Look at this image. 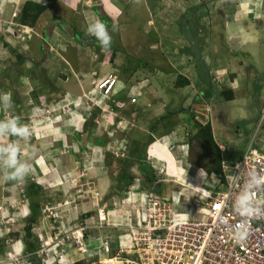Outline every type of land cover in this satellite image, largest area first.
<instances>
[{"label":"rangeland","instance_id":"374dc122","mask_svg":"<svg viewBox=\"0 0 264 264\" xmlns=\"http://www.w3.org/2000/svg\"><path fill=\"white\" fill-rule=\"evenodd\" d=\"M86 1L89 0H85V3L82 0L79 2L77 11H84V14H87L88 5ZM0 3L6 4V8L11 12L10 15H17L13 20L14 25H12V22L9 23L13 29L14 34L12 37H14V40H10L8 43L2 40L4 35H1V33H4V26L3 22L0 21V50L2 51L3 47H6L16 57L18 52H21V47L24 45V48L27 45L28 51L32 52L33 43L36 40V47H38V41L44 32V28L47 26L46 30H51L50 26L45 24L51 19V10H44L45 6L42 5H39L42 8L41 11L36 10L32 4H41L37 3L36 0H0ZM94 4L102 6L103 2L102 0H90L89 7ZM106 5V16L110 17L112 21L110 29L113 24L118 25L117 30L111 33L113 39L110 49L101 48L96 41L95 44H92L91 41L86 43V40L79 38L78 32L74 29L75 40L73 38V41L69 42V45L63 49L54 47L55 59H53V62L48 63L50 68H54V73H52V77H49L51 81L48 83L51 89L60 90L59 86H63L68 79L67 77L74 74L73 77H77V80L80 77L84 78V85L90 88V84L87 82L88 76H91L89 72L99 65L98 62L102 61L100 66L101 69H104V72L98 76H91L89 80L93 77L103 78L107 75L105 73L107 67H111L133 74L132 79H134V82L139 81L148 84V81L153 78L148 86L151 87L153 83L154 86L162 87L165 96L169 97V99H166L168 108L174 106L170 101L171 99H176L177 102L182 101L184 106H175L174 109L177 108L178 110L179 108L178 112L180 110V112H184V109L185 115L177 116L173 114V117L170 118L177 122L171 120L174 124L169 123V117L166 118V123L161 124V131L171 125L173 129H178L179 135H181L183 141H186L184 149L187 151V160L199 166V174L201 175H195V178L193 177L194 181H192L188 176L180 179L175 178V176L158 174L157 178L162 180H157V182L162 184L161 193L165 190H171V196L175 197L179 194V196L182 195L181 198H186L183 203H177L180 204L178 211H190L192 205L194 206L195 189L206 188L212 177L210 173L218 172V165L214 164L219 156L217 142L226 143L224 144L227 146L225 158L232 156L234 159H238L251 140L253 142L258 140L257 142L261 144L264 139L259 137L264 133V90L262 95L259 96L260 90L253 86L255 82L260 80H263L262 84H264V0H108ZM54 6L55 4L52 2L51 8L53 9ZM40 12L42 13L40 14ZM72 15L74 17V14ZM98 15L104 19V15L98 13L97 18ZM7 19L9 18L6 17ZM19 21L25 24L23 28L19 25L21 24ZM69 21L72 22V19ZM102 21L104 22V20ZM81 23H84L83 19H81ZM25 29L32 32L30 34L28 32L22 33L21 30ZM68 34L67 36H70ZM49 36H51V31ZM29 40L32 44L28 43ZM59 55L69 63L70 71L67 70V68H70L66 66L67 63L62 61L64 59H59ZM4 66L6 67L8 64H4ZM12 69L11 67L9 71H12V73L9 75L5 74L3 67L0 69V93L4 91L10 93L12 99H14L13 102L18 100L21 104V96L24 95L17 90L20 86L16 85V73L20 70L13 71ZM83 72L87 74L81 75ZM235 72L244 74L243 76L240 75L242 86L249 85V87H240L239 81L235 83L237 85L235 86L233 83L235 80L232 79L236 75ZM23 76L27 77L24 78L25 82L29 83L32 80L31 74L30 76ZM42 76H39L41 78L40 83H46L48 77L43 78ZM179 76L184 80H188L185 85L177 82ZM5 77L8 82L5 81ZM75 80V78H72L69 83L73 85ZM62 81L64 82L62 83ZM190 81L193 83V87L190 85ZM232 83L234 87L230 88ZM2 84L8 86L2 88ZM154 86L151 87V93H144L145 98L143 99H147L146 102L141 101L145 102L144 106L136 103L133 107V109L135 107L137 110L140 109L138 111L141 112L138 116L143 113L152 116L153 113L147 110L153 111L154 106L158 108L159 104L161 105L160 100L164 96H160L161 90ZM92 89L80 94L77 98L74 97L73 101L70 102L62 100V94L56 92L55 99L61 100L56 102L54 106L50 105V107H43L42 109L41 107H35L33 110L32 108L27 109L28 114L24 106L17 107L19 105L17 102L13 104L11 111H15L17 116L22 115L21 123L29 126L31 137L25 140L6 135L0 137V143H18L21 149V157L24 158L27 154L31 171L23 184L17 181L0 183V250L2 246L4 248L5 245L16 239L14 237L16 233L17 236H21V239L25 238L26 240V237L28 238L24 243L26 252L28 247L29 251L36 249L38 255H33V257L35 260H40L42 264H56V258L66 260L67 264H93V261H101L95 264H105L110 259L113 263L116 262L114 257L120 248H127L134 242L139 244L143 242V238H146L142 234L147 232V228H137L135 225L136 222L140 223L142 221L144 215L146 205H143V198L146 196L147 199L154 193L143 188L142 181L145 175L139 172L140 163L127 159L125 161L126 167L121 164L123 168L121 170L120 167H117L118 164L113 158H105L104 155H100L98 161L96 154L91 153L92 149L90 148H93L97 140L96 137L94 140L89 136L91 132L95 134L105 133V129L113 131L115 124L112 121V117H115V110L107 105L104 107L103 101L98 98L95 90ZM33 92L29 94L31 97H33ZM153 92L154 95H152ZM198 92H203V96H200L201 101L209 104L210 111L206 114L208 119H211V134L216 136V139L214 136L212 137L213 143L207 142L204 138L195 134L194 121L190 119L192 115L190 108L193 106V102L190 104L187 99L193 96L192 93L197 94ZM30 101L31 98H29ZM69 103L80 110L84 106L88 114L92 112L93 108H99L100 112L97 118L91 115V124L84 123L86 128L83 127V134L86 138L82 136L79 140L77 139L78 132L71 125L73 122L69 125L66 120L60 122L61 124L64 123L63 127H65L61 129L52 127L56 124L54 120L58 116L54 120L49 117H52V114L61 116L64 109L69 108V106L65 108L63 106ZM162 104H164V99ZM72 106L67 112L73 113ZM103 107L104 110H101ZM59 108L62 110H59ZM165 109L167 108L164 106L162 109L161 105L159 111L163 113ZM102 111L104 113L101 115ZM8 115L14 114L6 113L3 109H0V120L8 118ZM239 117L245 119L237 120ZM61 120H63L62 116ZM224 125L231 129V134L228 130L224 131ZM234 126L239 127L240 137L237 141L241 138L237 142L239 144L237 148L228 139L231 137L230 135H233V132L235 134ZM87 127L94 128L90 130ZM212 127L215 129H212ZM219 128L223 132L220 133ZM68 131H70L69 134H67ZM64 134V140L67 144L58 149L55 139L52 140L51 136H63ZM49 137L50 139H48ZM222 137H225L224 143L221 140ZM86 141L89 143L88 146L85 144ZM46 142L49 143L46 144ZM177 145L179 144L175 142L170 148ZM256 145L254 146L256 147ZM119 146L117 142L110 141L107 150L115 159H124L127 155L121 154L123 151L122 147ZM228 148L231 150L229 151ZM117 155L118 157H116ZM48 160L56 162L60 172L59 175L57 173L55 179L53 178V181L51 176L48 177L49 172L46 170L47 166L49 167ZM145 160L149 164L153 161L147 157ZM158 165L151 164L157 172H160V169L165 170L161 164ZM34 166H37L38 169L34 170ZM107 166L108 169H106ZM207 169L213 171L208 172ZM112 173L116 177L112 178ZM132 174L136 177L133 183L124 189H119L118 178L121 176L132 177ZM194 182H196V187ZM30 183H36L40 186L37 194H47L49 198L59 196V198L54 200V203L48 200L39 214L37 213L38 216L33 223L32 221L29 223L27 220L20 223L18 214L10 220V214H12L10 209L16 210L22 205L24 212H26L27 206L24 201L27 203L29 196L25 187L29 186ZM63 196L64 198L73 196L76 202L79 201V203L84 204L86 207L84 212L93 209L95 213H81L78 203L70 205ZM101 196L102 199L105 197L108 214L112 213L115 222L120 223V226L103 227V224L97 223L95 215L97 209L101 208V205L98 206ZM102 207L104 208V206ZM53 216L55 217L53 218ZM90 218L93 220L91 221ZM104 219L108 221L106 217ZM111 221L110 215V224H112ZM27 224L31 228L29 236L26 235L27 231L25 230ZM81 227L84 229L81 230L82 242L80 246L75 243L76 239L73 234ZM5 229L14 233L8 235ZM95 229L99 231H95ZM68 232H70V244L67 243L68 250L62 251L60 248V251L57 252L54 245H45V241L46 243L52 241L59 243ZM71 233L74 238L71 237ZM36 234L40 236L41 241L39 243L42 242V247L34 239ZM50 235L52 236L51 240H49ZM54 235L59 241L54 239ZM90 237L95 243L86 242L87 245H84L83 243ZM151 240L147 241V243H150L147 246L148 250L145 252L154 253L156 251L155 243ZM105 246L109 248L108 253L104 252L103 248ZM113 246L114 249H112ZM76 247L80 250L83 248L82 250L86 251L84 259L76 261L83 256L77 253L78 249ZM140 250L141 246L139 245V248L135 250L136 253L140 252L137 258L144 255V251ZM70 252L73 255L67 257L66 254ZM125 256L128 255L121 253V259L126 261ZM12 258L15 261L16 257ZM35 262L37 261H33L32 264H35Z\"/></svg>","mask_w":264,"mask_h":264},{"label":"crops","instance_id":"0c3cea01","mask_svg":"<svg viewBox=\"0 0 264 264\" xmlns=\"http://www.w3.org/2000/svg\"><path fill=\"white\" fill-rule=\"evenodd\" d=\"M35 1V0H34ZM81 0H42L43 3L41 4H37L45 6V9L51 10L50 14H51V19L49 20L48 23H45L46 25H50L51 22L53 20H60L62 22H64L65 24H67L68 26H70L71 28H73V32L72 34H68L66 32V30L63 29V27L56 23V24H52L50 25L49 28H51V36H49L48 38H46L45 36V32H46V28H44V32L41 35V37L39 38L38 41V47H36V40L35 43H33V51H28L27 45L23 48V46L21 47L22 50L21 52H18L17 56H13V53L9 52L8 49H6V47H3L4 49L1 51L0 50V69L3 67V69H5V74H11L12 71H9L10 68L12 67L13 71L18 69L20 70L19 72L16 73V85L20 86L19 89H17L18 91H21L22 95H24L23 97L21 96V104L17 101L19 105L17 107H21L24 106V108L26 109V112L28 114V110L27 109H31L32 110L35 107H41V109L43 107H50V105H55L56 102H59V100H68V102L73 101L74 97H78L80 94L82 93H86L88 92L90 89L93 88V82L97 79H99L98 77L96 78H91V80H89V78L91 76H98L100 74H102V72H104V69H101V64L102 61L98 62L99 65L95 66L94 70H90L89 74L91 76H88V81L89 82V86L90 88H87L84 85V78H79V80H77V77H73V75L70 77H67L65 84H63V86H59L60 90H55V89H51L50 85L48 82H50V78L52 77V73L54 68H50V64H48L49 62H53V59H55V56L53 54V50L54 47H61V49H63L65 46L69 45V42L73 41L76 39L75 35H74V29L76 32H78V36L79 38H82L83 40H90L93 37L89 36L86 34L85 32V25L92 21L94 18H97V14L96 13V8L101 7L102 11L105 13L107 12V8H106V1L108 0H102L103 5L100 6L98 4H94L91 7H89V1H86V4L88 5L87 8V14H84V11H77V7L79 5V2ZM53 2V4H55V6L53 7V9L51 8V3ZM82 2L85 3V0H82ZM83 3V4H84ZM56 7V8H55ZM87 7V6H85ZM116 7V6H115ZM117 9V7H116ZM43 12V11H42ZM40 12V14L42 13ZM10 11H8V9L6 8V4L5 3H0V21L3 22V26H4V33H1V35H4L2 40H4V42L8 43L10 40H14V37H12L13 33V29L11 27V25H9V23L12 22V25H14L13 20L16 18V16L14 17V15H10ZM39 14V15H40ZM74 14V17L73 15ZM106 14V13H105ZM38 15V16H39ZM107 15V14H106ZM112 16V15H111ZM6 17L9 18L6 20ZM98 18L100 20H103V18H101V16ZM18 19V17H17ZM72 19V22H70L69 20ZM81 19L84 20V23H81ZM105 19V18H104ZM109 20H111V18L109 17ZM20 22V21H19ZM21 24H19L22 28L25 24H23L22 22H20ZM32 25V24H31ZM33 26V25H32ZM81 30H83V32H81ZM22 33H26L28 32L29 34L32 32L25 30H21ZM15 32V30H14ZM19 32V31H17ZM70 35V36H67ZM83 35V36H82ZM72 36V38H71ZM13 38V39H12ZM29 39V36H28ZM79 40V39H77ZM29 44L31 43V40L28 41ZM92 44H95V42H93ZM49 47V48H48ZM38 51V52H36ZM60 60L64 59V57H60V55L58 56ZM41 58V59H40ZM39 59V60H38ZM59 60V61H60ZM65 63H67L66 66H69V63L64 59L62 60ZM104 63V62H103ZM4 64H8V66H4ZM65 66V68H67ZM242 66V65H239ZM106 69V68H105ZM244 69V68H242ZM68 71L71 70L70 68H67ZM9 71V72H8ZM65 73H69V72H65ZM85 72H83L81 75H84ZM108 74L113 73L115 75H117V79H118V83L115 87V95L113 96L114 100L112 102H108L106 100H103V105L104 107L107 105L108 107H111L112 109L115 110V117L113 118V123L114 127H113V131H110L108 129H105L104 132L105 133H97L95 134L94 132H91V134L89 135L90 137L94 138L96 137V141L94 143L93 148L91 150L92 154H96L97 156V160H100V155H104L105 156V152H109L107 149H109V145H110V141L112 142H117V145H120L119 147H122V153L121 154H128V149L130 148V143H131V136H135L136 134L138 136H141L143 133L148 134V145L146 146L145 149V157H147L151 161V164L155 163L157 166H159L158 164H161L162 167L165 168V170H162L164 172H157V170L154 168L155 174L158 176V174H162L164 176H175V178H186L187 176L190 177L192 179V181H194L195 175H201L199 174L200 172V168L199 166H197L196 164L189 162L187 160V151L184 149L186 141L182 139L181 135H179L180 132H178L175 127V129H173V126H169L167 127V129H165L164 131L162 130V123L165 122L166 123V118H170L173 117V114L178 115H185V110L183 109L184 112H178L177 108L174 109L175 106H184L182 104V101L177 102L176 99H171L170 101L174 104V106L169 107L167 106L166 103V99H169V97L165 96L164 91H162V87H158V86H154L153 83L151 85L159 88L161 91V95L160 96H164L161 100L160 103L162 105V109L165 106L167 109H165L162 113V111L160 112L159 110L161 109V105L159 104L158 108L157 106H154V112L152 110H147V111H151L152 116L151 115H146L145 113L141 114L138 116V114L141 112H139L138 110L140 109H133V107L136 105V103L141 104L142 106H144V103L146 102L147 99H143L144 97V93H151L152 88L149 87V83L150 80L152 82V79H150L148 81V84L146 82H139V81H133V74H129L125 71H120L119 69H113L111 67H107V71L105 72ZM236 75H234L232 77V79H234L235 81H233V83L235 84L237 81L240 82L241 86H246L249 87V85H243L242 86V82L240 80V75L243 76L244 74L235 72ZM30 74L32 75V80L28 83L24 81V77L23 75H28L30 76ZM87 74V73H85ZM19 75V76H18ZM38 75V76H37ZM40 75H43V78H47V82L46 83H40ZM18 76V77H17ZM72 78H75V84H71L69 83ZM22 79V80H21ZM5 81L8 82L7 78L5 77ZM29 81V80H26ZM130 81H132L131 83H129ZM263 80H260L259 82H255V84H253V86L255 88H257V90L259 89V96L262 95V91L264 90V84H262ZM25 82V83H24ZM64 81H62L63 83ZM69 83V84H68ZM232 83V87L233 86ZM75 85H77V87H75ZM190 85L193 87V83L190 81ZM2 88L7 87L8 85L6 84H2L1 85ZM29 86V87H28ZM235 86H237L235 84ZM33 87V88H32ZM195 89V88H194ZM23 90V91H22ZM93 90V89H92ZM247 90V89H246ZM33 92V97H31L29 94ZM198 91V90H196ZM5 92V91H4ZM61 93L62 94V98L56 100L54 95H57V93ZM139 92V94H138ZM232 93V92H231ZM234 93V92H233ZM152 95H154V92L152 93ZM193 96H190L187 100L188 102L191 104V102L194 103L195 100H200V96H203V92H198L197 94H191ZM61 96V95H60ZM189 96V95H186ZM29 98H31V101L29 102ZM99 98V97H98ZM164 99V104H162V101ZM14 100V99H12ZM141 101H145V102H141ZM13 102V104L15 103ZM232 102V101H230ZM166 103V104H165ZM208 104V103H206ZM147 105V103H146ZM209 105V104H208ZM66 106H69V108L72 106V104H65L63 107L65 108ZM74 109L73 113L71 112H67L69 111V108L66 110L64 109L63 114H61V116L63 117V120H61V116H59V114H52V117H49L50 119H55L57 116V118L54 120L56 121L52 127L53 128H57V129H61V128H65L64 123H60V122H64L65 120L67 121V124L69 125L71 122H73V124H71L77 133V139L79 140L80 138H82V136H85L83 133V127L86 128V126H84V123H90L92 121L91 115H94V118H97L99 111V108H93L92 112L90 114L87 113V110L84 108V106L80 109H76L75 106H72ZM104 107L101 110H104ZM62 108V107H61ZM61 108H59V110H62ZM107 108V107H106ZM105 108V109H106ZM70 109V110H72ZM169 109V110H168ZM12 110V109H11ZM11 110H9L10 114H14L12 116H17L15 111L12 112ZM129 110V112H128ZM132 110V111H131ZM55 111V110H53ZM126 111V114H125ZM174 112V113H173ZM8 113V112H6ZM104 112L102 111L101 115ZM9 116V115H8ZM22 118V115H19ZM245 116V115H244ZM246 117V116H245ZM162 118V119H161ZM248 118V117H247ZM68 119V120H67ZM191 119V118H190ZM239 119H245L244 117H239L237 120ZM170 120V124H173V122H176L174 119L170 118L168 119ZM172 120V121H171ZM94 121V119H93ZM177 123V122H176ZM49 125V124H48ZM223 126V125H221ZM225 129L224 131L226 132L227 130L230 131L231 129L227 127V125H224ZM90 130H92L94 127H87ZM180 128H182V126H180ZM88 129V130H89ZM212 129H215L214 127H212ZM235 129V134L234 132L232 133L233 135H230L231 137H229V142H231L232 140L234 141L236 137H240L239 136V127L234 126ZM220 130V133L223 132V130ZM80 131V132H79ZM161 131V132H160ZM70 131L67 132V134H69ZM231 134V131H230ZM87 135V134H86ZM214 138L216 139V136L213 134ZM260 138L263 137L264 138V133H262L260 136ZM65 134L63 136H56V137H52L51 139H55V143L57 144L58 149L63 148L67 143H65ZM86 138V136H85ZM50 139V137L48 138ZM221 140L223 141V143L225 142V137H222ZM232 144L236 145V148L239 146V144L236 142H233ZM177 142L179 145L174 146V148H170V146L173 145V143ZM49 143V142H48ZM46 142V144H48ZM218 144H222L217 142ZM86 146L89 145L88 141H86ZM226 144V143H224ZM222 144V145H224ZM262 144V143H261ZM260 144V145H261ZM188 145V144H187ZM248 146V145H247ZM247 146L245 147V149L247 148ZM224 147L227 149V146L224 145ZM229 150V148H228ZM227 151V150H226ZM225 152L221 153V157L225 155ZM74 153V152H73ZM118 157V155L116 156ZM225 157V156H224ZM49 162V167L47 166L46 170H48V177H52V181L53 178L55 179V177H57V173L58 175L60 174L59 170H58V165L56 164V162H52L51 160H48ZM96 161V162H98ZM149 163V162H148ZM55 164V165H54ZM150 164V165H151ZM103 165V163H102ZM36 168L38 169L37 166H34V170H36ZM161 168V167H160ZM107 169V167H106ZM33 170V169H32ZM53 170V171H52ZM107 171V170H106ZM54 172H56V174H54ZM53 175V176H52ZM194 177V178H193ZM136 178V177H135ZM55 181V180H54ZM169 181V180H166ZM59 183V182H58ZM57 183V185H59ZM196 182H194V186ZM62 185V184H61ZM60 185V186H61ZM162 186V184H161ZM26 189V187H25ZM27 191V189H26ZM171 191V190H170ZM170 191L165 190L163 193V196H169L170 195ZM65 196V195H64ZM63 196V198H64ZM59 198V196L56 197H47V194H37V196L35 197V201L37 204H33V210L35 214H39L40 210L42 209V207L48 202V200L51 201V203L55 202L54 200H57ZM64 199H67V202L71 204L78 203L79 208L81 209V213H87V212H94L95 210L92 209V211H86L84 212V208L86 209V207L84 206V204L81 202L79 203V201L76 202V199L73 196H68L65 197ZM63 199V200H64ZM69 199H71V201H69ZM183 199L186 200V198L184 197ZM47 200V201H46ZM66 201V200H64ZM188 201V199H187ZM95 202V201H94ZM99 202V201H98ZM103 202L100 201V203L98 204V206H100V204ZM106 202V201H105ZM24 204L27 206V210L26 212H24V208L23 206H19V208L15 209H10V220H12L11 218H14V216L16 214H18L20 216V218L18 219V221L21 223L23 220H27L29 221V223L31 222L29 220L30 216H32V209H31V205L29 204V201L27 200L24 201ZM90 210V209H89ZM75 213V212H74ZM37 214V215H38ZM111 215V225H113L114 227L116 226H120V223H116L114 216L112 213H110ZM55 216H53L54 218ZM9 219V218H8ZM90 220L92 221L93 219L90 218ZM34 222V221H33ZM32 222V223H33ZM19 224V223H18ZM40 225V223H39ZM6 228V227H5ZM8 229V228H7ZM31 229V228H30ZM60 231V230H58ZM70 231V230H69ZM95 231H99L97 229H95ZM6 234H11L14 233L12 231H7L5 229ZM61 233V232H60ZM78 233H80V228L78 230ZM56 235V233H55ZM54 235V239L56 240V236ZM8 237V235H7ZM16 237V239H14L13 241H11L10 244H7L1 247V252H0V264H23L25 261L26 262H31L33 263V261L35 260L33 255H38V251H36V249H33L32 251H29V247L27 249V252L25 250V241H27V237L26 240L21 239V236H14ZM43 237V235H42ZM70 237V232H68L65 236V238H62V240L59 243H54V241L52 242H48L46 243L45 241V245L48 246H52L54 245V249L59 252L60 248L62 251H66L68 250V247L62 246L64 243L68 242V244H70L69 242V238ZM52 236L50 235L49 240H51ZM35 241L41 245L42 247V242L39 243V241H41L40 236L38 234H36V236L34 237ZM58 240V239H57ZM59 241V240H58ZM85 242L88 243H95L92 238L90 237L89 239H87ZM87 245V244H86ZM3 248V249H2ZM22 249V251H21ZM76 249H78L77 253H79V255H83L81 256L78 260H82L84 259V253L86 251L84 250H80V248L76 247ZM83 249V248H82ZM55 251V252H56ZM54 253V250H53ZM74 253V252H72ZM76 253V254H77ZM67 257H71L73 254L68 253L66 254ZM78 255V254H77ZM16 257L15 261H13L12 257ZM32 256V257H30ZM56 256V255H55ZM66 257V259H67ZM41 258V257H39ZM62 258H60V260H58V258H56V264H67L66 260H61ZM18 261V262H16ZM40 261V260H39ZM68 261V260H67ZM75 261V262H76ZM98 263H100L101 261H97ZM96 261H93L92 263L95 264L97 263ZM41 263V261H40ZM42 264V263H41ZM50 264V263H48Z\"/></svg>","mask_w":264,"mask_h":264},{"label":"built area","instance_id":"2783aa9c","mask_svg":"<svg viewBox=\"0 0 264 264\" xmlns=\"http://www.w3.org/2000/svg\"><path fill=\"white\" fill-rule=\"evenodd\" d=\"M117 83V75L110 73L94 81L93 89L100 99L106 100L116 92ZM209 111L206 103H195L192 107L194 121L202 126L208 124L210 119L206 113ZM258 145L260 143L251 140L238 159L221 157L220 172L210 173L212 177L206 188L195 189L194 206L190 211H178L180 204L177 203L184 202L182 195L173 197L152 192L154 195L147 199L145 196L143 205L148 207L145 206L142 221L136 222L135 227H146L147 232L142 234L146 238L139 244L134 242L120 248L114 257L115 264H264V217L251 221L249 236L241 243L233 240L229 231L240 219L234 201L249 188V170L255 169L264 175V139L261 146ZM220 148L223 150L222 146ZM250 190L255 193L257 204L264 201V184L252 186ZM102 213L99 210L100 217ZM150 240L155 243L154 253L145 252ZM139 245L144 255L137 258L140 252L135 250ZM103 249L108 253L107 246ZM121 253L128 255L126 261L121 259Z\"/></svg>","mask_w":264,"mask_h":264},{"label":"clouds","instance_id":"9594fccd","mask_svg":"<svg viewBox=\"0 0 264 264\" xmlns=\"http://www.w3.org/2000/svg\"><path fill=\"white\" fill-rule=\"evenodd\" d=\"M36 2L43 3L42 0H36ZM15 16L17 15H14V17ZM117 27L118 25L113 24L112 28L110 29L108 25H106L102 20H100L99 18H94L92 21L88 22L85 25L84 30L87 35L92 36L95 39L93 40L92 38L90 40H86V43L88 41H91L92 43L96 41L101 48L105 50L110 49L113 39L111 33L116 31ZM78 41L81 42L80 40ZM13 106L14 105L11 94L8 92L0 93V109H3L5 112H9V110H11ZM208 124H211V119ZM6 135L27 140L31 137V129L27 124L21 123L20 116L9 115L8 118L0 120V137ZM238 138L239 137H236L235 140L232 141L236 142ZM240 139L238 141H240ZM217 146L221 153L227 150L222 144L221 145L217 144ZM220 146H222L223 150H221ZM230 150L231 149H229V151ZM228 158L234 159L232 156H229ZM30 171H31V166L27 158V154H25L24 158L21 157V149L18 143H14V142L0 143V183L17 181L23 184L26 182V178L28 177ZM248 175H249V181H248L249 188H247L245 191L237 195L234 201V209L236 215L240 217L239 222L229 227V231L232 234V239L235 240L237 243H241L247 239L251 228V221L253 219L264 217V201H261L260 204H257L255 202V193L250 190L252 186L258 187L259 185L264 184V175L256 172L255 169L249 170ZM158 180H162V179L158 178ZM194 194L196 195V193ZM102 200L103 202L100 204L101 208L97 209L95 219L98 224L100 223L103 224L102 225L103 227H114L109 222L110 215L108 214L109 211L107 206H105L106 203L105 197H103V199L102 196L99 198V201ZM183 200L185 201V199ZM102 206H104V208ZM99 210H102L103 212L102 217L99 216ZM105 217L108 219V221H105L104 219ZM82 229L84 228L83 227L80 228V233L77 232L78 230L75 232L73 231L74 232L73 235L76 239L75 243L80 246L82 242L81 241ZM71 237H73L72 233H71ZM69 242H70V238H69ZM67 243L68 242L64 243L62 246L65 245V247H67ZM83 244L85 245L86 242H84ZM112 249H114V246ZM23 264H32V263L25 261Z\"/></svg>","mask_w":264,"mask_h":264},{"label":"trees","instance_id":"16d2710c","mask_svg":"<svg viewBox=\"0 0 264 264\" xmlns=\"http://www.w3.org/2000/svg\"><path fill=\"white\" fill-rule=\"evenodd\" d=\"M32 6L36 10L38 9V11H41V9H42L37 4H32ZM187 81L188 80H184V78H182L181 76H179L177 78V82L181 83L183 85H185L187 83ZM114 95L115 94H113L109 99H106V101L112 102L114 100V98H113ZM198 102H204V101H201V99L200 100H195L193 105L195 103H198ZM192 107L190 108L191 113H192ZM190 118L194 121L193 113H192ZM193 125H194V128L196 129V133L195 134H198L200 137L204 138L207 142H212L213 143V138H212L213 136L211 134L210 124H206L205 126H202V125H200V124H198L197 122L194 121ZM148 137H149V135L145 134V133H143L141 136H138L137 134L135 136H133V137L131 136L130 148L128 149V154H126L127 156L124 159H121V158L115 159L113 157V155L110 154V152H105V158H113L114 161H116L117 164H118L117 167H120L121 170H123L121 164H123L124 167H126L125 161H127V159L134 160V161L140 163L139 164L140 167H138L139 172L145 175L143 177L144 179L142 181L144 190H147V191L151 190V192H154V193H156L158 195H161V192H160L161 191V186L157 190H153V186L157 182V180H158L157 177L158 176L155 174V171H154L153 167L148 162H146V160H145V158H146L145 157V149H146V146L148 145V140H149ZM220 159H221V152L219 150V156L214 161V164L218 165V173L220 172ZM108 166H107V169H108ZM209 168H211V167H209ZM207 171L211 172L213 170L212 169L211 170L207 169ZM113 177H116V176L112 173V178ZM134 178H135V176L133 174H132V177H129V176H121V177H119L118 178L119 179L118 188L119 189H124V188L130 186L133 183ZM39 188H40V186L38 184H36V183H30L29 186H26V189H27V192H28V196H29L28 197V199H29L28 201H29V204L31 205V209H32V216H30L29 220L32 221V222L35 221L37 216H38L37 214L34 213L33 204L34 203L37 204L36 201H35V197L37 196V190ZM25 230L27 231L26 235L29 236L30 235V225L27 224L26 227H25ZM14 236H17V234L15 233ZM34 261H37V262H35V264H41L39 260H34Z\"/></svg>","mask_w":264,"mask_h":264},{"label":"water","instance_id":"95a60500","mask_svg":"<svg viewBox=\"0 0 264 264\" xmlns=\"http://www.w3.org/2000/svg\"><path fill=\"white\" fill-rule=\"evenodd\" d=\"M96 11H97L98 13H100L101 15H104V18H105V20H106V22H107V25H108V27L110 28V21H109V18H108V17L106 16V14L102 11L101 7L96 8ZM56 23L60 24V25L63 27V29L66 30L69 34H72V28H71L70 26H68L67 24H65L64 22L60 21V20H54V21L51 22L50 25H52V24H56ZM50 25H49V26H50ZM49 32H50V31H49L48 29H47L46 32H45V36H46L47 38L49 37ZM160 185H161L160 182H156L155 185L153 186V190H157V189L160 187Z\"/></svg>","mask_w":264,"mask_h":264},{"label":"flooded vegetation","instance_id":"af4514ba","mask_svg":"<svg viewBox=\"0 0 264 264\" xmlns=\"http://www.w3.org/2000/svg\"><path fill=\"white\" fill-rule=\"evenodd\" d=\"M103 20H104L105 24L107 25L106 20H105V19H103ZM109 21H110V27H111V23H112V21H111V20H109Z\"/></svg>","mask_w":264,"mask_h":264},{"label":"bare ground","instance_id":"6f19581e","mask_svg":"<svg viewBox=\"0 0 264 264\" xmlns=\"http://www.w3.org/2000/svg\"><path fill=\"white\" fill-rule=\"evenodd\" d=\"M116 227H117V226H116ZM109 261H111V262H110L111 264H115V262H114V263L112 262V259H110Z\"/></svg>","mask_w":264,"mask_h":264}]
</instances>
